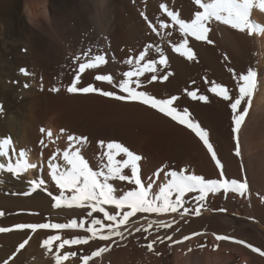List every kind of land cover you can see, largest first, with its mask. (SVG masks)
I'll return each mask as SVG.
<instances>
[{
    "label": "bare ground",
    "instance_id": "obj_1",
    "mask_svg": "<svg viewBox=\"0 0 264 264\" xmlns=\"http://www.w3.org/2000/svg\"><path fill=\"white\" fill-rule=\"evenodd\" d=\"M162 3L189 22L198 10L194 0H0V106L3 107L0 112V139H12V147L16 149L11 153L13 161L19 158V151L26 150L29 162L37 164V168L22 174L21 179L9 173H0V180L3 181L0 183V211L5 213L0 217V227L49 221L67 223L74 218L79 221L84 216V212L78 209H53V201L48 195V192L56 195L59 191L51 180L48 161L57 150L62 153L68 147V134L87 137L88 144L82 154L94 170H99L98 164L102 163L97 143L100 140L120 142L139 154L142 157L139 164L143 182L147 185L150 180L155 181L156 191V185L165 180L160 169H187L189 173L208 179L220 178L221 169L216 167L199 137L170 117L135 102L116 101L97 94L72 95L66 92L65 87L72 79L69 72L72 58L82 51L91 49L93 54H105L108 60L101 68L87 71L82 85L93 83L105 90L118 91L106 83L96 82L94 76L112 74L119 81L123 78L122 73L133 67L126 63L127 59L137 58L141 51L152 45L146 60L141 63L148 59L159 60L160 54L155 51L159 47L168 63L166 66L157 65V75H168V79L158 78L141 90H147L157 98L178 97L174 106L187 109L193 120L209 133L210 142L223 165L224 178L247 181L249 191L243 196L245 201L241 202V196L234 193H222V196L228 209L240 210L249 218V235L264 248V233L260 230L261 225L264 227V36H248L228 26L213 24L209 33L212 43L183 37L178 26L171 25L170 18L160 8ZM251 19L264 25V13L257 9L253 10ZM149 21L156 27V32L149 27ZM162 21L170 27L159 28ZM185 38L195 53L194 60H188L172 50L173 45H178ZM249 66L258 71L261 82L237 134L233 131L235 125L230 102L214 95L209 89L213 83H220L236 93L237 82L233 71L240 73ZM20 68L34 75L25 77ZM150 75L146 74L141 80L145 81ZM41 77L43 91L40 90ZM24 83L30 87L23 88ZM54 85L62 86L59 93L48 91ZM194 90H198V95L208 96V101L193 100L187 95ZM41 127L51 130L53 137L49 139L46 133H41ZM61 129L65 130L63 134ZM237 137L241 151L239 157L235 155ZM41 140L46 147L41 146ZM58 162L63 163L62 159ZM158 172L159 178L154 175ZM30 179H43V188L47 191L38 189L31 195H23L28 191L27 180ZM113 183L121 191L132 187L127 182ZM194 195L189 194L186 199L191 200ZM214 196L210 194L208 198L212 204ZM148 218L173 220V215L156 217L152 214ZM217 218L222 216H202L199 223ZM140 223L146 225L147 220ZM164 231L161 229L156 233L154 227L150 230L153 235H149L148 239L157 234L162 236ZM29 232L0 233V264L13 256ZM56 232L38 230L9 264H54L51 254L46 253L40 244ZM60 234L62 238L85 235L81 229L60 230ZM244 234L247 236V233ZM145 235L148 234L137 233L128 237L113 245L101 257L94 258L90 264H230L232 259L227 256L230 259L227 260L224 253L206 254L196 249L187 255L184 254L186 249L182 250L184 253L176 251L171 259L167 245L157 243L154 252L141 246L147 243L143 239ZM104 243L90 241L88 245L66 246L61 251L80 248L90 254ZM244 257L242 261L246 260ZM72 259L69 264H81L79 259Z\"/></svg>",
    "mask_w": 264,
    "mask_h": 264
},
{
    "label": "snow or ice",
    "instance_id": "obj_2",
    "mask_svg": "<svg viewBox=\"0 0 264 264\" xmlns=\"http://www.w3.org/2000/svg\"><path fill=\"white\" fill-rule=\"evenodd\" d=\"M194 4L198 10L195 11L194 18H191L190 22L181 18L178 12L169 10L166 4L162 3L160 5L166 16L170 18L171 25L178 26L179 32L183 37H193L196 41L212 43L209 39V33L212 31L213 24L228 26L248 36H264V25L256 23L251 19L254 9L264 13V0H194ZM145 19L147 20L148 18L145 17ZM149 27L153 32L157 31L150 21ZM169 27L170 25L163 21L159 24V28L162 29H168ZM151 47L152 45H148L144 51L139 53L137 58L127 59L126 63L133 67L131 70L123 72V78L119 81L112 74H96L94 76L96 82L106 83L112 88L118 89V91L105 90L93 83H89L86 86L82 85L83 75L87 71L99 69L108 63L105 54H93L91 49L82 51L72 58V66L69 67L72 79L65 87L66 92L72 95L97 94L116 101L135 102L170 117L178 124L189 128L199 137L207 151L211 154L212 160L215 161L216 167L221 169L220 178L208 179L202 175L189 173L187 169L171 171L160 169L165 180L156 185L158 187V191H156L154 189L155 181L150 180L147 185L143 182L139 164L142 157L139 154L133 153L120 142H105L100 140L97 143L101 149L100 161L102 163L98 164L99 170H94L82 154L84 146L88 144L87 137L68 134V147L62 153L60 150H57L48 161L51 180L59 190L56 195H53L52 192H48V195L53 201L51 205L53 209H78L84 212V216L79 221L74 218L67 223L49 221L17 223L11 227H0V233L13 231L23 233L25 230H30L27 238L18 245L13 256H10L3 264H9V261L29 244L33 234L37 233L38 230L49 229L57 230V232L43 239L40 247L46 253L51 254L54 264H65V261L77 258L78 252L80 253L78 259L81 261V264H90L94 258L101 257L102 254L109 252L113 245H118L137 233L148 234L143 237L147 243L141 246L146 247L149 252H154V246L157 243H167V247L171 249L174 246L183 245L185 242H189L196 237L205 236L206 233L194 232L190 235H184L180 239H174L175 233L180 231V228L176 227L173 234H165L164 236L157 234L153 239L149 240L148 236L153 235L150 230L154 227L155 232L159 233L161 229L172 230L174 224H179V221L175 220L149 219V215L154 214L156 217H162L176 213L181 219L190 213L200 216L201 210L204 208L210 194L223 193L227 195L228 193H234L243 197L248 193L249 185L246 180H229L224 178L223 165L217 158L214 146L209 139V133L198 122L192 119L187 109L181 110L178 106H174L179 99L178 97L157 98L147 90H141L158 78L163 80L168 79V75L161 77L157 75V65L166 66L168 63L167 57L159 47L155 49L160 54L159 60L148 59L146 62L141 63L146 60L148 49ZM172 50L188 60L195 59V53L189 47V42L186 38L178 45H173ZM19 71L25 77L34 75L25 68H20ZM146 74L151 75L145 81H142L141 77H145ZM233 76L237 82L236 93H232L228 87L220 83H213L209 91L230 102L233 112L232 119L235 125L233 131L238 134L249 113L252 98L260 86L261 78L258 71L251 66L240 73L233 71ZM29 87L28 83L23 84V88L27 89ZM61 87L54 85L48 91L59 93ZM40 90H44L42 77ZM187 95L193 100L208 101V96L198 95V90L189 91ZM2 111L3 107L0 106V112ZM40 132L46 133L49 139L53 137L51 130L41 127ZM60 132L63 134L65 130L61 129ZM40 144L42 147H46L44 140H41ZM12 145L13 141L10 137L0 139V161H3L0 162V173H9L16 179H21L22 174L27 173L30 169L37 168V164L29 162L26 150L19 151V158L13 161L11 153L15 152L16 149ZM235 155L241 156L238 137ZM117 157L123 158L117 159ZM4 158L8 159L5 160ZM61 159L63 161L62 164L58 162ZM103 161H106V163H103ZM126 170H130V172ZM160 172L154 175L159 178ZM115 181L127 182L132 187L130 190L121 191L113 183ZM0 183H3V181L0 180ZM27 184L29 185L28 191L22 193L25 196L31 195L38 189L47 191V189L43 188L45 184L43 179H30L27 180ZM193 193L197 194L194 197L196 206L190 209L186 206L188 203L186 197ZM220 211L226 210L220 209ZM4 215L5 213L0 211V217ZM141 220H147V224L140 223ZM72 229H81L85 235L75 238H62L60 230ZM212 235L217 242L224 241L241 245L260 256H264V251L242 239L216 233ZM90 241L105 243L90 254L84 253L83 249L80 248L76 251H61L66 246L71 248L74 245H88ZM54 245L55 250L53 251ZM207 246L208 241L205 240L196 246V250L202 251ZM218 248L219 243L211 246L212 251H216ZM193 251L192 247H188L184 254L187 255ZM156 254L160 255V253Z\"/></svg>",
    "mask_w": 264,
    "mask_h": 264
},
{
    "label": "rangeland",
    "instance_id": "obj_3",
    "mask_svg": "<svg viewBox=\"0 0 264 264\" xmlns=\"http://www.w3.org/2000/svg\"><path fill=\"white\" fill-rule=\"evenodd\" d=\"M192 117V116H191ZM193 119V118H192ZM197 195V194H195ZM194 195V196H195ZM193 196V197H194ZM222 196V193H218L214 196V199H213V204L209 201V199L205 202V205H204V208L201 210V215L200 216H195L194 214H189L187 216H185L183 219H181V217L176 214V213H172L173 215V220L175 221H179V224L176 225L174 224L173 225V229L172 230H169V229H165V234H173V231L176 227H179L180 228V231L179 232H176L175 235H174V239H180L182 238L184 235H190L194 232H204L206 233V235L203 237H196L194 239H192L191 241L189 242H185V244H183L182 246L181 245H178V246H174L172 247L171 249H169L168 247L167 250L170 251L168 252L169 254V257L172 259L176 253V251H180L182 253H184V251L182 250H185L187 248L185 247H192L194 250L196 249L195 247L197 246V244H201L203 243L205 240L208 241V245L210 246H207L206 248H204L206 250L203 249L202 252L206 253H223L225 255V257H230L231 260H234L233 262H231V260L227 257L226 259L230 260V264H264V256H260L259 254L257 253H254L252 252L251 250L241 246V245H236V244H233V243H230V242H217L215 239V242L213 241L212 238L213 237V233H216V234H223V235H229V236H233V237H236V238H239V239H242L244 241H246L247 243H250L252 244L254 247H258L260 248L262 251H264V248L260 246V244H257L256 241H254L253 237L250 234V229H249V218L243 214L242 212H240V210H230L228 209L229 207H227L226 205V201L223 199V196ZM189 203H187V207H189L190 209H193L195 206H196V202H194V198H192L191 200H188L186 199ZM239 200H241V202L245 201L243 197H240ZM211 204H210V203ZM219 202V203H218ZM209 204V205H208ZM216 204V205H215ZM192 205V206H191ZM195 205V206H193ZM211 205V206H210ZM209 206V207H208ZM214 209H213V208ZM220 209H227L226 211H220ZM181 211H183L181 209ZM214 215H218V216H222V218H217V220H213V221H205L203 223H199V219L202 217V216H205V217H208L210 218L211 216H214ZM229 216V217H228ZM235 216V217H234ZM226 218V219H224ZM240 218V219H239ZM220 219V220H219ZM233 221H229V220ZM234 219V220H233ZM248 221H247V220ZM239 222H238V221ZM241 220V221H240ZM223 223H222V222ZM229 221V222H228ZM244 221L248 222V223H245ZM257 221V220H255ZM209 222V223H208ZM245 223V225H243ZM200 224V225H199ZM226 224V225H225ZM229 224V225H228ZM241 225V226H239ZM245 228V229H244ZM245 232H244V231ZM260 230L264 233V227L261 225L260 227ZM248 231V232H246ZM244 233H247V236L246 234ZM165 234H163L162 236H164ZM160 235V234H158ZM249 236V237H248ZM206 237V238H205ZM212 237V238H211ZM200 238V239H199ZM204 238V239H203ZM250 238V239H249ZM211 239V240H210ZM247 239V240H246ZM254 241H252V240ZM204 240V241H203ZM250 240V241H249ZM249 241V242H248ZM195 243V244H194ZM215 243H219V248L218 250L216 251H212L211 250V246L212 245H215ZM256 243V244H255ZM191 244V245H190ZM193 244V245H192ZM163 245H167V244H163ZM224 247H223V246ZM257 245V246H256ZM194 246V247H193ZM176 247V248H175ZM180 249H179V248ZM237 247V248H236ZM222 248H224L222 250ZM178 249V250H177ZM233 249V250H232ZM237 249V250H236ZM226 250V252H224ZM210 251V252H209ZM222 251V252H220ZM230 252V253H229ZM238 252L240 254H238ZM172 253V254H171ZM237 253V254H236ZM250 253V254H249ZM80 255V253L78 252V256ZM231 255V256H229ZM78 256H77V259H78ZM244 257L246 260H243V257ZM238 258V259H237ZM74 260L76 258H73ZM72 259V261H73ZM238 260V261H237ZM260 260V261H259ZM252 261V262H251ZM71 261H65V264H69ZM251 262V263H250ZM72 263V262H71Z\"/></svg>",
    "mask_w": 264,
    "mask_h": 264
}]
</instances>
